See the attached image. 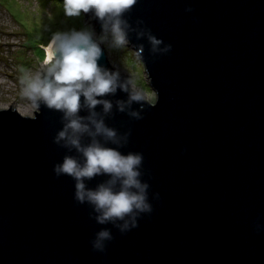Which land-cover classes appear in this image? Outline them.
Returning <instances> with one entry per match:
<instances>
[{
	"label": "water",
	"instance_id": "water-1",
	"mask_svg": "<svg viewBox=\"0 0 264 264\" xmlns=\"http://www.w3.org/2000/svg\"><path fill=\"white\" fill-rule=\"evenodd\" d=\"M123 18L157 96L124 111L128 92L103 97L113 108L97 105L98 118L127 141L97 139L143 154L152 211L125 232L123 221L98 223L73 178L53 171L66 155L82 159L54 142L63 113L0 109V264H264V0H137ZM149 35L162 41L156 51ZM101 48L98 63L127 84ZM101 229L113 237L103 252L91 245Z\"/></svg>",
	"mask_w": 264,
	"mask_h": 264
},
{
	"label": "clouds",
	"instance_id": "clouds-1",
	"mask_svg": "<svg viewBox=\"0 0 264 264\" xmlns=\"http://www.w3.org/2000/svg\"><path fill=\"white\" fill-rule=\"evenodd\" d=\"M136 2L137 0H63V9L69 17L92 13L101 22L102 29L110 33L112 44L119 47L128 43L127 21L123 17ZM104 39L102 36L98 42L94 39V32L88 29L73 28L53 32L47 44L41 45L46 53L42 63L43 72H25L20 83L23 85V97L32 101L36 108L43 104L63 113L66 123L54 137V142L63 141L65 147L74 148L82 157L78 159L66 155L60 163L53 166L54 173L73 178L74 198L80 203L87 202L93 206L98 223L115 224L116 221H123L118 227L121 232H125L138 226L137 216L140 213L152 211L147 191L149 184L141 180L143 154H125L118 148L101 143L97 139L99 136L119 145L121 140L127 141V135L118 137L115 129L108 127L102 117L98 118L99 113L95 109L97 105H101L103 113H109L113 104L103 97L114 94L118 88L129 93L127 102H117L120 111L125 110L126 103L154 104L155 100L154 94L146 92L135 78L127 84L120 83L118 72L109 71L98 63ZM148 39L153 51L162 43L153 35H149ZM170 48L171 45H166L164 51ZM82 107L89 110L87 117L79 115ZM130 115L141 118L137 111L130 112ZM84 134L91 137L87 144L81 142ZM97 175H107L108 179L95 188H88L85 181ZM111 239L113 237L110 230L101 229L91 241L93 250L105 251V242Z\"/></svg>",
	"mask_w": 264,
	"mask_h": 264
},
{
	"label": "rangeland",
	"instance_id": "rangeland-1",
	"mask_svg": "<svg viewBox=\"0 0 264 264\" xmlns=\"http://www.w3.org/2000/svg\"><path fill=\"white\" fill-rule=\"evenodd\" d=\"M88 29L101 42L112 68L135 78L146 92H156L151 87L145 66L128 43L114 46L110 33H102L95 27L92 18L85 14L79 17L66 16L63 0H0V109H18L24 116H33L37 109L32 101L22 95L20 78L25 72H43L46 45L57 30Z\"/></svg>",
	"mask_w": 264,
	"mask_h": 264
},
{
	"label": "built area",
	"instance_id": "built-area-1",
	"mask_svg": "<svg viewBox=\"0 0 264 264\" xmlns=\"http://www.w3.org/2000/svg\"><path fill=\"white\" fill-rule=\"evenodd\" d=\"M17 110H18V109H17ZM35 111H36V110H35ZM35 111H34V112H35Z\"/></svg>",
	"mask_w": 264,
	"mask_h": 264
},
{
	"label": "bare ground",
	"instance_id": "bare-ground-1",
	"mask_svg": "<svg viewBox=\"0 0 264 264\" xmlns=\"http://www.w3.org/2000/svg\"><path fill=\"white\" fill-rule=\"evenodd\" d=\"M21 114V113H20Z\"/></svg>",
	"mask_w": 264,
	"mask_h": 264
}]
</instances>
